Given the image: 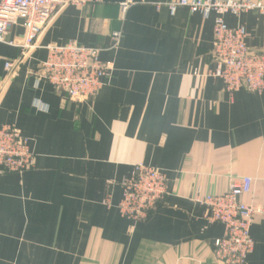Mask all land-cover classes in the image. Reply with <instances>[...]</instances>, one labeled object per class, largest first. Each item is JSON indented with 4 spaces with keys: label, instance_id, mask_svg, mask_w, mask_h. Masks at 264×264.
Returning a JSON list of instances; mask_svg holds the SVG:
<instances>
[{
    "label": "crops",
    "instance_id": "crops-1",
    "mask_svg": "<svg viewBox=\"0 0 264 264\" xmlns=\"http://www.w3.org/2000/svg\"><path fill=\"white\" fill-rule=\"evenodd\" d=\"M178 0H86L66 4L20 56L0 42V128L28 140L34 166L0 173V264H225L213 252L223 226L208 223L197 199L251 178L245 203L263 210L244 264H264V92H229L211 58L215 12ZM243 1V0H236ZM264 4V0H249ZM129 3L121 19V4ZM264 50V11L223 15ZM122 32L109 49L112 32ZM22 21L7 40L20 42ZM99 47L112 74L88 101L57 95L38 76L47 44ZM143 163L166 177L167 194L146 219L121 216V181Z\"/></svg>",
    "mask_w": 264,
    "mask_h": 264
},
{
    "label": "built area",
    "instance_id": "built-area-1",
    "mask_svg": "<svg viewBox=\"0 0 264 264\" xmlns=\"http://www.w3.org/2000/svg\"><path fill=\"white\" fill-rule=\"evenodd\" d=\"M86 0H0V42L20 48V56L4 62L10 77L20 61L36 47V40L53 15L66 4L80 6ZM129 3L121 4V19ZM177 7L200 12L204 17L215 12L211 58L215 69L210 75L220 78L227 91L245 89L253 94L264 92V50H251L246 44L244 27L230 28L223 15H239L248 10L264 11V4L249 0H178L169 5L171 13ZM22 21L25 34L20 42L7 40L12 25ZM122 32L109 36V49H117ZM47 57L40 63L38 76L46 80L57 95L70 101L84 102L93 98L102 88L104 80L112 74L113 64L102 61L99 47H87L77 42L47 44ZM35 157L28 140L13 125L0 128V173H22L34 166ZM251 178L242 177L221 194L197 199L204 206L203 217L208 223H219L223 233L214 240V255L225 264H244L253 251L254 240L250 235L255 215L263 210L242 200L251 190ZM121 216L132 222L146 219L163 203L167 194L165 174L143 163L133 166L129 177L121 181Z\"/></svg>",
    "mask_w": 264,
    "mask_h": 264
}]
</instances>
